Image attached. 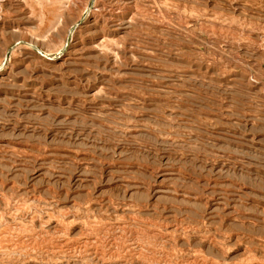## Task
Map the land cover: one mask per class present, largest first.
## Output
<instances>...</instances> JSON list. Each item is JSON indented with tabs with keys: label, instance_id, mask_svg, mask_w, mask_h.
I'll list each match as a JSON object with an SVG mask.
<instances>
[{
	"label": "rangeland",
	"instance_id": "1",
	"mask_svg": "<svg viewBox=\"0 0 264 264\" xmlns=\"http://www.w3.org/2000/svg\"><path fill=\"white\" fill-rule=\"evenodd\" d=\"M0 264H264V0H0Z\"/></svg>",
	"mask_w": 264,
	"mask_h": 264
},
{
	"label": "bare ground",
	"instance_id": "2",
	"mask_svg": "<svg viewBox=\"0 0 264 264\" xmlns=\"http://www.w3.org/2000/svg\"><path fill=\"white\" fill-rule=\"evenodd\" d=\"M125 1V0H124ZM135 5V2L134 1H129V3H127L126 5L125 4H122L120 1H117L115 4H113V6L112 7H115V9H122V10H124L125 8L126 9H131V8H133V6ZM111 7V6H110ZM113 9V8H112ZM114 13V12H113ZM112 15V14H111ZM123 16V15H122ZM117 17V20L118 21H120L121 19H120V15H117L116 16ZM112 18V17H111ZM116 19V18H115ZM113 20V19H112ZM117 21V22H118ZM116 22V21H115ZM175 26V25H174ZM119 30V28H118V26H114L113 27V33H115V32H117Z\"/></svg>",
	"mask_w": 264,
	"mask_h": 264
}]
</instances>
